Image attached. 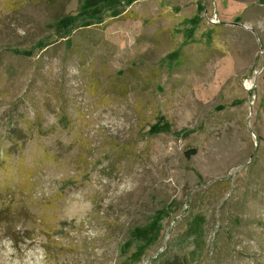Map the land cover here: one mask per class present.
<instances>
[{"label":"rangeland","instance_id":"rangeland-1","mask_svg":"<svg viewBox=\"0 0 264 264\" xmlns=\"http://www.w3.org/2000/svg\"><path fill=\"white\" fill-rule=\"evenodd\" d=\"M262 65L264 0H0V264H264Z\"/></svg>","mask_w":264,"mask_h":264},{"label":"clouds","instance_id":"clouds-1","mask_svg":"<svg viewBox=\"0 0 264 264\" xmlns=\"http://www.w3.org/2000/svg\"><path fill=\"white\" fill-rule=\"evenodd\" d=\"M80 199L83 201L82 206H80V210L83 212H87L91 209L92 204L90 201L83 199V197H80ZM12 245V241L10 238H8L5 241V250L9 253V254H15V249L11 247ZM11 264H39V261L37 260L36 255H33L31 258L29 257H25L24 260H17V259H13Z\"/></svg>","mask_w":264,"mask_h":264},{"label":"trees","instance_id":"trees-1","mask_svg":"<svg viewBox=\"0 0 264 264\" xmlns=\"http://www.w3.org/2000/svg\"><path fill=\"white\" fill-rule=\"evenodd\" d=\"M264 77V75H263ZM196 153V149L195 148H192V149H189L186 151V155L187 157H190L191 155L195 154Z\"/></svg>","mask_w":264,"mask_h":264},{"label":"built area","instance_id":"built-area-1","mask_svg":"<svg viewBox=\"0 0 264 264\" xmlns=\"http://www.w3.org/2000/svg\"><path fill=\"white\" fill-rule=\"evenodd\" d=\"M264 69V66L262 65L260 69L255 70V74H260ZM252 88V86L248 85L247 89L250 90Z\"/></svg>","mask_w":264,"mask_h":264}]
</instances>
